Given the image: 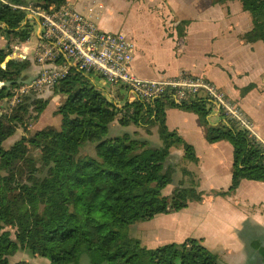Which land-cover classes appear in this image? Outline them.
<instances>
[{
	"label": "trees",
	"instance_id": "1",
	"mask_svg": "<svg viewBox=\"0 0 264 264\" xmlns=\"http://www.w3.org/2000/svg\"><path fill=\"white\" fill-rule=\"evenodd\" d=\"M239 1L252 22L242 40L264 44V0ZM29 4L60 7L66 0H0V38L7 41L0 45V100L12 96L31 66L30 59L8 58L12 41L25 42L33 31V24L25 22L26 10L17 7ZM188 23L177 24L179 36ZM253 87L249 84L241 94ZM51 90L63 97L54 111L60 116L58 127L22 135L4 148L3 142L18 126L28 131V121L38 119L48 99L27 94L11 112L0 113V264H10L9 256L19 250L46 257L49 264H79L83 252L89 264H216L218 255L197 238L146 247L128 234L133 224L203 201L194 175L186 169L182 173L191 178L190 184L162 194L177 167L170 160L173 148H181L187 161L198 160L193 146L168 129L165 110L174 107L195 113L207 142L231 145V183L216 196L231 195L243 179L264 183V144L223 114L220 122L210 123L214 105L204 96H191L181 104L164 98L151 102L134 98L118 105L103 88L76 71ZM115 120L121 127L134 125L147 131L156 126L161 143L153 145L128 131L107 136ZM90 144L94 155L83 154ZM257 253L264 263V243Z\"/></svg>",
	"mask_w": 264,
	"mask_h": 264
},
{
	"label": "crops",
	"instance_id": "2",
	"mask_svg": "<svg viewBox=\"0 0 264 264\" xmlns=\"http://www.w3.org/2000/svg\"><path fill=\"white\" fill-rule=\"evenodd\" d=\"M66 5L90 17L103 30L122 31L128 36L134 48L131 71L136 76L152 80L186 74L214 83L238 105L251 123L255 137L264 141V44L242 40V34L251 29L252 22L239 0L218 3L213 0H66ZM112 13L121 15L129 27L124 28L122 22L119 30L114 31L108 26ZM164 19L172 25L168 33ZM182 20L189 23L183 36H179L176 26ZM249 84L254 87L242 95L241 90ZM120 89L124 88L120 86ZM127 98L123 90L122 98L116 100ZM221 119L213 107L209 122L217 124ZM165 122L168 129L176 130L194 148L197 162L181 163L180 170L184 168L194 175L203 201H192L179 211L159 215L202 218L210 211L214 214L210 205L213 202L217 216L229 213L248 217L264 234V183L243 179L231 195H214L226 190L231 183V145L226 141L207 142L198 116L193 112L167 108ZM171 153L176 160L184 159L181 148H173ZM179 172L177 185L182 184L183 173ZM165 188L168 192L165 195L173 191L170 184ZM245 248L237 261L250 264L248 247ZM250 253H255L258 262H262L257 251L250 250Z\"/></svg>",
	"mask_w": 264,
	"mask_h": 264
},
{
	"label": "built area",
	"instance_id": "3",
	"mask_svg": "<svg viewBox=\"0 0 264 264\" xmlns=\"http://www.w3.org/2000/svg\"><path fill=\"white\" fill-rule=\"evenodd\" d=\"M17 7L26 10L25 22L33 24L36 45L32 62L37 72L28 83L12 90L10 103L19 102L20 96L29 89L52 87L71 71H76L92 81L97 76L111 85L122 86L127 100L135 98L151 102L155 98H164L181 104L191 96H204L220 114L235 120L239 129L255 136L251 123L238 105L209 80L186 74L147 80L133 74L134 48L124 32L105 31L90 17L68 5Z\"/></svg>",
	"mask_w": 264,
	"mask_h": 264
},
{
	"label": "rangeland",
	"instance_id": "4",
	"mask_svg": "<svg viewBox=\"0 0 264 264\" xmlns=\"http://www.w3.org/2000/svg\"><path fill=\"white\" fill-rule=\"evenodd\" d=\"M111 15L112 18H110V23L108 22V26H112L114 31L119 30L122 22L124 24V28L129 27V23H124V18L121 15L118 13H112ZM131 19L134 20V17ZM127 21H130V19L127 18ZM163 25L165 26L167 33L171 31L172 25L167 23L165 19L163 20ZM6 42V39L2 37L0 38V45L6 44ZM35 45L36 35L34 31L31 32L27 41L22 43L12 41L11 43L12 53L11 56H8V58H27L31 61L30 68L23 72L24 79L21 80L22 85L28 83V81H30L37 72L35 67H33L34 63L32 62V52ZM96 77L97 76H94L95 79H93V82H95L97 86L103 87V90L106 93H112V97L117 104H123L121 99L119 100L120 102L116 100L119 97L122 98L123 91L120 89V86L115 84L111 85L103 79ZM51 88L52 87L29 89L21 95L22 98L24 95L30 94L38 98L48 99V104L46 105L43 112L38 116L36 121H28V131H25V129L21 126H18L15 130V133L3 142L4 148L10 147L15 141L20 139L22 135L29 136L32 132L42 129L46 126H59L60 116L56 115L54 111L61 103L63 97L61 95H54ZM15 104L10 103L9 98L1 99L0 113L11 112V109L15 106ZM122 130L133 133L136 137H147V140H149L153 145L161 143L156 126L149 127V131H147L144 127H137L134 125H130L123 129L119 126L117 120H115L114 125L110 127L107 136L119 135L122 133ZM30 153H34V151L30 150ZM82 153L94 155L93 145H87L83 149ZM170 160L177 164V168L172 175L173 180L170 184V187L174 189L176 186H179L176 182L177 178L180 177L181 174L179 171L184 169L182 168L180 170L181 163L184 165L187 163V160H176L174 155H172ZM188 178L190 177L187 175L182 176L181 186H188L190 184ZM186 182H188V184H186ZM165 189L162 190V194L168 193L167 189ZM210 205H212V209H214V214L212 211H210L207 216H203L202 218H193L192 216L157 215L150 220L131 225L129 227L128 234L130 237L139 238L141 244L145 245L146 247H155L172 241L180 242L185 238L190 237L197 238L202 244L209 247L212 252L218 254L216 264H242V262L237 260H239V257H242L244 249L246 250L245 247H248L247 251H249L248 257L250 258V264H264L262 262H258L257 255L255 253L254 255L250 253V250L259 252L264 243V234L261 233L259 228H256L257 223L254 225V223H252L251 219L248 217L235 216V214L228 213L224 216H217L215 208H213L214 203L212 202ZM223 252H225V254H223ZM19 261H27L29 264H49V260L46 257L31 256L26 250H19L13 255L9 256L10 264H15ZM79 264H89V257L86 253L83 252L81 255Z\"/></svg>",
	"mask_w": 264,
	"mask_h": 264
},
{
	"label": "water",
	"instance_id": "5",
	"mask_svg": "<svg viewBox=\"0 0 264 264\" xmlns=\"http://www.w3.org/2000/svg\"><path fill=\"white\" fill-rule=\"evenodd\" d=\"M0 85L2 86V85H3V83L1 84V82H0Z\"/></svg>",
	"mask_w": 264,
	"mask_h": 264
}]
</instances>
